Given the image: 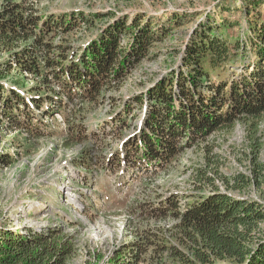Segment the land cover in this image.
<instances>
[{
    "label": "trees",
    "instance_id": "obj_1",
    "mask_svg": "<svg viewBox=\"0 0 264 264\" xmlns=\"http://www.w3.org/2000/svg\"><path fill=\"white\" fill-rule=\"evenodd\" d=\"M243 1L249 25L244 38L231 39L221 27L200 25L181 52L179 67H171L143 88L134 96L133 106L127 102L117 108L112 122L121 128L133 107L146 112L138 132L122 146L120 154L129 162L133 158L146 167L161 166L215 132L230 131L241 123L251 174L240 172L225 177L224 183L228 189L242 190L255 180L264 182V0ZM72 14L40 13L33 0H0V47L12 53V59L0 63V113L8 119L21 123L18 118L26 115L25 109L20 110L27 105L24 98L3 84L15 64L22 78L25 72L42 75L46 86L51 79L57 82L59 91L40 95L41 104L31 96L32 102L45 118L60 113L68 130L74 128L80 136L83 121L77 125L71 120L82 119L80 106L102 100L105 91L119 89L159 41V28L134 30L138 24H133L126 29V21L119 20L83 45L78 54L68 55V47L55 44L54 39L75 27ZM12 79L20 84L19 78ZM43 89L30 88L42 95ZM73 104L79 110L62 111ZM29 121L33 124L32 118ZM12 162L11 154L0 155L1 165ZM180 201L177 195L168 196L142 214L159 221L175 219L168 229L172 234L157 225L136 226L131 239L113 249L107 264H264L263 203L214 188L185 200L183 206ZM76 226L69 221L44 231L0 230V264H73L79 253L77 238L66 227Z\"/></svg>",
    "mask_w": 264,
    "mask_h": 264
},
{
    "label": "rangeland",
    "instance_id": "obj_2",
    "mask_svg": "<svg viewBox=\"0 0 264 264\" xmlns=\"http://www.w3.org/2000/svg\"><path fill=\"white\" fill-rule=\"evenodd\" d=\"M33 1L40 13H74L75 27L54 39L55 44L68 47V55L78 54L83 45L119 20L126 21V29L133 24H138L134 30L159 28L160 37L119 89L105 91L102 100L87 102L82 108L77 104L62 108L69 114L81 110L82 119H71L77 125L83 121L80 136L74 128L68 130L60 113L45 118L32 102L31 96L38 97L41 104L40 95L59 91L57 82L51 79L46 86L42 75L35 77L25 72L22 78L12 65L14 69L3 84L24 98L27 105L20 107L26 110L25 117L18 118L21 123L0 113V155L9 153L13 158L9 165L0 164V230L44 231L73 221L78 226L66 227L77 238L79 253L73 264H107L113 249L130 240L136 226L157 225L172 234L168 229L175 219L159 221L142 215L168 196L177 195L183 206L185 200L214 188L264 204V182L255 180L242 190L228 189L224 183L225 177L232 178L240 172L251 174L241 123L230 131L215 132L206 142L186 148L161 166L146 167L145 162H135L133 158L129 162L120 154L124 142L138 132L145 108L133 107L123 128L112 122L117 108L127 102L133 106L134 96L143 88L154 84L171 67H179L181 52L200 25L221 27L231 39L244 38L249 25L243 0ZM78 15L89 17L90 23ZM10 59L12 53L0 47V63ZM13 77L19 78L22 85ZM32 86L44 88L43 95L41 91H31ZM261 160L264 162V150ZM261 226L264 228V222Z\"/></svg>",
    "mask_w": 264,
    "mask_h": 264
}]
</instances>
